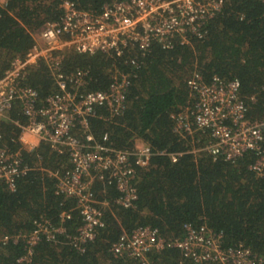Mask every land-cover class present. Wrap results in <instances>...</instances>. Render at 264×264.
<instances>
[{
	"label": "trees",
	"instance_id": "trees-1",
	"mask_svg": "<svg viewBox=\"0 0 264 264\" xmlns=\"http://www.w3.org/2000/svg\"><path fill=\"white\" fill-rule=\"evenodd\" d=\"M64 1L6 0L5 5L0 4V78L15 57L30 49L33 33L59 19ZM69 1L95 12L108 2ZM202 32L201 37L191 36L184 44L174 38L170 48L153 43L144 55L135 49L119 56L70 49L62 53L63 73L86 71L87 90L106 89L114 67L130 75L123 111L111 117L105 108H97L88 129L96 141L115 149L132 150L141 141L153 152L146 167L135 166L137 198L132 207L119 206L115 184L95 176L91 185L95 198L107 203L102 206L104 225L82 251L72 244L82 224L76 201L55 193L57 175L71 168L68 152L45 142L31 150L21 146L15 121L25 123L27 117L19 101L0 116L3 141L11 150H20L30 168L16 179L13 191L0 181V238L28 234L42 218L65 229L55 241L42 238L33 246L28 264H142L137 258L112 252L111 245L123 233L146 225L156 228L167 241L182 238L186 224L205 226L222 234L223 247L242 244L264 255V176L248 168L254 154L246 152L231 160L214 157L201 150L208 131H196L192 137H180L173 131V116L194 101L186 84L193 71L205 80L213 75L237 79L248 118L264 117V5L258 0H227ZM24 84L35 89L40 103L59 90L43 60L28 69ZM74 133L82 136L79 129ZM192 139L197 142L192 144ZM172 154L177 156L174 162ZM26 252L21 240L0 241V264H25L19 258ZM147 260L150 264H197L175 247L151 251Z\"/></svg>",
	"mask_w": 264,
	"mask_h": 264
},
{
	"label": "built area",
	"instance_id": "built-area-1",
	"mask_svg": "<svg viewBox=\"0 0 264 264\" xmlns=\"http://www.w3.org/2000/svg\"><path fill=\"white\" fill-rule=\"evenodd\" d=\"M227 0H108L102 10L79 9L74 2L65 0L58 20L46 22L33 33V44L23 55L15 57L0 78V116L14 101H19L27 121L18 120V141L31 150L41 142L64 148L71 168L57 175L55 193L74 198L82 224L72 239L79 251L93 240L98 228L104 225L102 206L95 198L91 185L95 176L115 184L119 196L115 202L124 208L132 207L137 198L133 184L135 166L146 167L153 152L149 145L136 141L132 150L115 149L98 142L88 129L89 118L103 107L111 117L125 108L130 75L116 67L110 69L111 82L104 90H87L86 71L77 70L66 75L61 69L62 53L73 50L82 54L114 53L135 49L144 55L153 43L170 48L173 39L187 43L191 36H202L203 26L218 15ZM264 5V0H258ZM1 5L6 0H0ZM43 60L59 86V90L40 103L38 94L24 84L28 69ZM131 63H135L131 59ZM68 83V84H67ZM187 87L195 96L190 106L174 115L173 131L180 137L196 131H208V139L201 150L225 160L236 159L246 152L254 154L248 168L264 176V117L249 119L248 109L239 92L237 79H222L213 75L205 80L198 71L187 79ZM70 85V86H69ZM264 93V85L261 87ZM75 129L82 136L75 134ZM107 140V136H103ZM192 144L196 142L192 139ZM194 151V150H193ZM195 152V151H194ZM163 154V152H159ZM171 161L177 156L172 154ZM30 168L24 164L20 150L13 151L0 134V181L15 190L16 179ZM61 216L70 217L62 213ZM182 238L167 241L158 230L138 226L131 233H123L111 245L116 254H127L142 264H150L147 253L165 247L179 249L184 258L197 264H264V255H257L249 247L238 244L222 246V234L205 226H185ZM64 228L48 219L35 221L28 234L3 236L1 243L12 239L22 241L27 252L19 258L30 262L32 247L42 238L55 241Z\"/></svg>",
	"mask_w": 264,
	"mask_h": 264
}]
</instances>
